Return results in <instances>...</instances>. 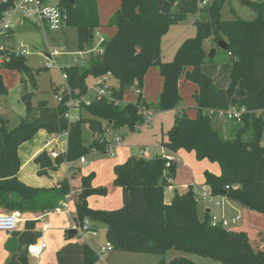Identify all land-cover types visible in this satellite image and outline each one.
<instances>
[{
	"label": "trees",
	"instance_id": "obj_1",
	"mask_svg": "<svg viewBox=\"0 0 264 264\" xmlns=\"http://www.w3.org/2000/svg\"><path fill=\"white\" fill-rule=\"evenodd\" d=\"M227 0H215L201 6V0H121V7L113 15L109 26L116 35L100 44L101 53L91 57L86 69L79 66L63 68L68 84L78 90V97L89 95L87 79L103 78L111 74L117 83L112 87L113 98H93L83 105L75 121L67 118L64 104L51 106L48 101L33 104L34 92H26L22 102L27 117L14 129L0 116V208L10 213H46L56 209L71 193L70 181L63 180L57 187L35 188L19 180L21 160L19 147L31 140L40 130L61 136L67 132V151L54 159L47 151L34 162L40 177L58 171L65 162H75L93 151L107 152L103 135L107 129L123 127L134 133L145 124L144 112L176 111L182 104V81L192 83L196 90L194 100L197 117L192 118L180 109L172 128L164 134L161 146L171 153H194L198 161L218 164L219 175L206 171L205 186L213 195L223 196L237 205L264 216V0L250 1L248 6L256 13L254 20L238 18L226 21L222 9ZM67 13L66 27L78 33V50L92 48L101 28L97 0H59ZM10 5L0 2V22ZM197 35L185 40L173 61H162V38L172 26L194 16ZM226 43L223 52L231 64L230 84L218 88L205 74L202 66L214 64L217 52L211 56L212 45ZM7 68L26 76L36 86V74L27 66L25 58L15 52L4 53ZM156 67L163 78V90L158 103L147 104L142 95L144 80L150 68ZM243 82L246 96L237 101L238 109H245L239 121L229 125L215 121L219 113L231 108L239 84ZM140 90L135 103H125L130 89ZM7 89L0 76V94ZM68 97H66L67 101ZM88 125L93 141L86 146L82 128ZM226 127L222 130L220 127ZM225 133V134H224ZM227 135V136H226ZM163 156L152 159L131 157L114 168V185L122 190L123 206L106 211L89 207L91 196H106V188H94L95 174L82 177V190L75 201L77 224L86 220L106 226V241L112 251L165 256L169 251L183 252L212 259L222 264H264V250L253 246L246 232H235L213 227L208 211L203 215L195 201L194 189L188 186L180 192L172 181L178 165L167 168ZM78 171V170H77ZM77 171L74 176H76ZM174 187L170 203L165 193ZM14 252V251H13ZM58 264H98L95 249L82 241H67L56 254ZM24 263L23 258H21ZM160 264H199L186 257Z\"/></svg>",
	"mask_w": 264,
	"mask_h": 264
},
{
	"label": "rangeland",
	"instance_id": "obj_2",
	"mask_svg": "<svg viewBox=\"0 0 264 264\" xmlns=\"http://www.w3.org/2000/svg\"><path fill=\"white\" fill-rule=\"evenodd\" d=\"M209 5H212L215 0H208ZM258 0H253V2ZM262 1V0H260ZM49 2L52 5L58 4L59 0H49ZM121 0H98L99 3V12H100V20L103 24L104 28L107 29H113L112 26H109V16L110 12L113 10V13L117 10L118 4H120ZM117 7V8H116ZM222 18L226 21H232L236 20L238 18H241L243 20H254L256 18V13L251 10V8L247 5L242 4V0H227L225 2L224 8L222 9ZM111 18V17H110ZM192 20H194V17L188 18L185 22H181L178 25L172 26L170 31L167 32L166 35L162 38V61L165 63L171 62L174 59V56L180 47L181 43H183L185 40L194 38L197 35V27L193 24H191ZM100 40L99 37L95 39V42L98 43ZM15 42L18 46V49L16 47H9V49L4 48L5 51L8 53V55L12 52H15L17 55H22L25 58V62L28 67H30L33 72H39V74H36V86H33L29 81H26V83L22 82V79H28L26 76L19 74L18 72L12 71L7 68L6 59L4 58V53L6 52H0L2 54L1 64L0 65V76L3 79L4 85L7 89V94L2 95L0 94V116L4 119L9 121L8 127L10 129L16 128L22 121V119L27 117V111L26 106L22 102V96L26 92H34V98H33V104L34 106H37V104L40 101L46 100L49 102L51 106H56L57 101L55 99L56 91H58L61 87L65 86V80L63 78V68H66L68 65L76 66L78 65L82 69H86L89 65V61L87 59L90 58V55H79L78 50V33L75 28H69L65 27L63 30L60 31H51L47 30L46 33L43 31H40L38 29L33 28H26V25H23V27L16 32V39ZM8 43L6 40L0 37V45L5 46ZM212 41H209L207 43L208 49L212 46ZM215 48L212 49L215 50L217 53V59L218 62H228V56L223 52L222 49L218 47V45H213ZM58 50L62 52L64 55L60 56L57 59V66L58 68L54 69H47L46 63L48 62L46 55L49 51ZM97 54L100 52V47L97 49ZM22 51H25V54H22ZM74 59H77L78 62H75ZM85 60V61H84ZM153 73H158V70L156 68H153ZM150 70V69H149ZM149 72V71H148ZM147 72V74H148ZM146 74V75H147ZM159 76V73H158ZM160 77V76H159ZM103 79V78H101ZM100 78L96 77H89L87 79V84L89 86V96L95 95V87L99 84ZM109 85L117 88V83L114 79H109ZM189 86L192 88H195V86L192 83L187 82ZM133 89H130L128 92L131 93L128 97L129 99H135V93L133 92ZM79 94V91L76 90ZM132 91V92H131ZM191 90H188V88H185L181 91V94L183 95L184 102H187L189 100H193V96L190 95ZM87 96V97H89ZM133 97V98H132ZM180 111H176V114H179ZM76 114V113H75ZM158 120L157 122L162 118L164 120V126L167 128L166 130L172 128L174 121H175V115L172 113V111H166V112H160L158 113ZM85 116H88L85 114ZM89 117V116H88ZM221 121H225L227 125L231 122V120H228L225 116L224 118H220ZM239 121V120H237ZM173 122V123H172ZM151 127L144 126V129L140 131L139 134H136V136H132L133 140L138 143V147L134 148L138 151L136 154V157L140 156V146L143 144H149L148 146H151V136L154 134V130L158 128L156 121L152 122ZM221 125V124H220ZM224 125V123L222 124ZM221 125V126H222ZM225 129L226 127H220ZM113 129H110V132H112ZM120 130V131H119ZM116 134H113L111 138H114L116 135H121V133L125 130V127L122 129H119ZM107 130L105 131L103 135V139L108 138V135H106ZM225 134V133H224ZM92 132L88 125H84L82 128V138L85 144L89 146L90 142L92 141ZM227 136V135H226ZM110 138V139H111ZM65 142V141H64ZM264 143V142H263ZM153 149H150L152 151ZM121 154L120 151H115L114 155L101 153L98 155L90 154L87 156L88 163L91 165L95 161H100L102 165L105 164L107 168H110V164L114 162H118L119 155ZM130 154H133L132 151H130ZM103 158V159H101ZM23 162H26V159H22ZM79 161V160H78ZM186 165H180L179 167L182 169L181 178L188 179L190 174L194 173L196 180H198L201 177L200 170L198 171L196 167H193L194 170H190L187 168L188 166L190 168L191 164L190 161L188 162L186 160ZM194 162L199 163V167L207 169L213 168V163L209 161H203L199 162L194 160ZM66 166V162L63 163V166ZM90 165H87L85 167H89ZM217 165L218 164H214ZM35 162H31V164L28 166L27 170L22 173L21 177L23 178L24 174L27 172L29 175L34 174V170L36 168ZM84 167V168H85ZM62 169H65V167H62ZM35 174L36 171H35ZM40 177V176H39ZM98 184L104 185L107 188H109V194L106 196H98L94 195L91 196L92 200H90V204L93 208H102L107 210H115L120 208L122 204V195L119 188L113 187V181L110 180V176L108 174V171L105 170L104 173L99 175V179L96 181L95 186H99ZM79 188H75V192L71 193L72 196L71 200L75 202L78 199L79 195ZM115 189V190H113ZM116 191V192H114ZM174 191L171 189H167L165 193V201L166 203H170L173 199ZM204 206V205H203ZM236 207V206H235ZM204 208L200 206V212L203 215ZM214 212V214H219L221 212V208H218L216 206L211 208ZM236 209V208H235ZM3 210V209H2ZM4 213H8L3 210ZM236 214H241L242 220L239 221V223L235 226H231L228 230H237L240 228H248L246 224L249 221V210L245 208H237V212L233 211ZM236 216V215H235ZM49 221H51L54 224V227H59L58 229H52L49 233L46 234V241L51 244V247L54 248L55 242L57 240L56 233H52L55 230L60 229V219L57 217H49ZM69 222V221H68ZM72 225V223H68L69 228ZM95 226L98 228L97 230V238L96 242L98 244H105L106 243V226L103 223H96ZM96 228V229H97ZM59 234V233H58ZM9 237V234L7 232H0V237ZM63 237L65 238L67 235V232H63ZM73 240L75 241H81V237L77 235ZM8 242V241H7ZM93 243H90V245ZM1 245V243H0ZM95 245V244H93ZM7 247L11 248V244L7 245ZM52 248L47 250L45 252L44 258L41 259H34L29 258L30 264H53V258L49 257V252H52ZM58 248V246H57ZM9 254L12 255V252L10 250ZM55 255V254H54ZM186 257L196 263L199 264H222L220 262H216L212 259L203 258L200 256L187 254L183 252H177V251H169L165 256H157V255H150V254H135V253H125V252H119V251H109L107 254L104 255L103 260L104 262L98 263V264H160L161 260H165L167 263L172 262L176 258H182ZM6 264H12V258L8 257L7 261H5Z\"/></svg>",
	"mask_w": 264,
	"mask_h": 264
},
{
	"label": "crops",
	"instance_id": "obj_3",
	"mask_svg": "<svg viewBox=\"0 0 264 264\" xmlns=\"http://www.w3.org/2000/svg\"><path fill=\"white\" fill-rule=\"evenodd\" d=\"M117 5H118V8L117 7L116 8L118 10L121 7V2H120V4L117 3ZM98 8H99V3H98ZM116 11L113 13V10H112L110 12V15H112V14L114 15L116 13ZM113 15L109 16V20H108L109 22L112 19ZM99 17H100V12H99ZM198 17H199V15L194 17V20H192L191 24L194 25V22ZM100 23H101V20H100ZM23 25H26L27 29H28V27L35 29L34 27H32L28 23H24V24L19 23L14 30H12L6 34L0 35V37L1 38L4 37V39L8 43L5 46L0 45V47H5L6 49H9V47H16L18 49V46L15 42L16 32L19 31L23 27ZM170 29H169V31H170ZM116 33H117V30L115 27H113V29L109 30L107 28H104L103 24L101 23V28L97 31V34L95 36V39L97 37L100 38L99 42L98 43L94 42V46L92 48H87L85 52H79V54L80 55H85V54L90 55V58L87 59L89 61L92 56L97 55V51H98L97 49H98V47H100V42L102 40H105V39L113 38L116 35ZM0 57L1 58L3 57L1 53H0ZM69 66H71V65H68L67 67H69ZM153 68H156V67H153ZM156 69L158 70L160 77L158 76V73H153L154 69L150 68V70H149V72L146 75L145 80H144V86H143L141 93H142L143 98L147 104L158 103L159 98H160V94L163 90V78L160 75L159 69L158 68H156ZM202 70L205 74H207L208 76H210L213 79L214 84L218 88L226 89L229 87L230 74H231V64H229L228 62H219L218 61L214 64H205L202 66ZM109 79H111V78H109ZM109 79H108V82H109ZM185 88H188V90H191L190 95H192V96L194 95L196 87L192 88L186 82L182 81L180 83V93ZM133 92L135 93V96H134L135 99H129L128 97L130 96L131 93L128 92L124 97L125 103H135L136 102L139 94L136 92V90H133ZM245 96H246V89H245L244 83L241 82L239 84V86L236 90V93L234 95V98L232 100L231 108H236L237 107V101L244 98ZM182 97H183V95H182ZM180 109L184 110L192 118L197 117L196 103H195L194 97H193L192 101L188 99L187 102H184V98H183L182 104L177 110H180ZM176 111H172V113L175 116H176ZM158 113H160V112H154L153 120H154V122L156 121L158 128L156 130H154V132H153L154 134L151 136V142H150L151 146H148L149 144H143L142 146H140L141 148H140L139 158L152 159L156 156H163L165 158L175 156L181 160V163L178 165V171H177L176 178L172 181L173 185H175L174 187H176L182 193L187 190L188 186H192L193 188H196V189H201V188L205 187L204 173L206 171H209V172H212L213 174L219 175L221 173L220 166L217 165V167H216V165L213 164L212 165L213 168L211 170L207 169L206 167L200 169L199 163L194 162V160L196 158L194 153H188V152L183 151V150L179 151L178 153H171L168 150H166L165 148H163L161 146V142L163 140H165L164 134L167 131H169L171 128L166 130L167 128H165L164 120L162 118L157 122V120H158L157 115H159ZM85 114H86V112L80 111L79 113H76L74 117H77V118H79L80 116L88 117V116H85ZM220 118H224V115L221 113H219V115L215 118V121L218 122L219 124H223V123H224V125L227 124L225 121H221ZM153 120H152V122H153ZM152 125L153 124L151 123V125L147 126V127H151ZM144 126H146V125L139 127L136 130V132H134V133L130 132L127 128H125V130L121 133V135H116V136H120L123 138L122 144L120 146H118L115 150V151H117V150L120 151L121 154L119 155V158H118L119 161L111 163L110 168H107L106 162L104 165H102L100 161H95L93 164L90 165L88 163L87 156L90 154H94V155L101 154V152L93 151V152L89 153L88 155L84 156V158H85L84 163L81 162V160L71 162V163L66 162V166L65 165L63 166V164H62L58 171L50 172L47 176H43V177H39L38 174H35V171H36V173L38 171V167L36 166L33 175H29L26 172L22 178L21 177L22 173L27 170V168L31 164V162H34V159L43 151H47L49 153V155L53 151H56L57 153H61V154H64L67 151L68 142H67L66 136H62V135L56 136V135L49 134L46 130H40L31 140L23 143L19 147L18 154H19V157L21 160V168H20V171L18 174L19 180L21 182H23L24 184H26L27 186H30V187L53 188V187H57L63 180L68 179L70 181L71 193L75 192V190H74L75 188H79L78 191L80 193L82 190V177L87 176L91 173H94L95 178H94V181L92 183V186L94 188H106L107 189V195H108L110 192L109 188H107L106 186L101 185V184H98L99 186H97V185L95 186L96 181L99 179V175L104 173L105 170H107L108 174L110 176V180L113 181V187L118 188L114 185V181H115L114 168L116 165L123 164L128 159H130L131 157L136 156L138 151L134 148L138 147V143L132 139L133 138L132 136H134V135L136 136V134H139L140 131H142L144 129ZM117 132H118V130H112V133L108 136V139H110L113 136V134H116ZM110 140H112V138ZM92 141H93V135H92ZM92 141L90 142V144L92 143ZM85 145L88 146L87 144H85ZM263 146H264V143H263ZM150 149H153V150L150 151ZM130 151H132L133 154H130ZM143 151H147V154L142 155ZM105 154H107V153H105ZM23 158L26 159V162L22 161ZM101 159H103V158H101ZM186 160L188 162L190 161L191 164L193 163L191 165L192 168H190L189 166L187 167L191 171L194 170L193 167H196L198 171L200 170L201 177L198 180H196L194 173L190 174L188 179L181 178L182 169L179 166L180 165L181 166L186 165L187 164ZM201 162H203V161H201ZM87 165H90V166L85 167ZM62 167H65V169H62ZM76 171H77V174L73 178V174H75ZM174 187H172L170 189L173 191ZM113 190H115V189H113ZM120 191H121V195H122V204H123V194H122L121 189H120ZM114 192H116V191H114ZM70 194L67 196L65 201H68V200L71 201V203H70L71 204L70 208L72 211L71 216H68L65 214L48 213V212L38 213V214L37 213H22L23 214V221L19 224L18 229L13 231V232L8 233L9 237H5V235L3 237H0V243H1V245H0V264H6L5 261H7L8 257L12 258V264H30L29 258H33V257L29 255V247L33 244L40 242V241H45L48 244L47 250L51 249L52 248L51 244H49L45 239L46 234L49 233L52 229L56 228V227H54V224L51 221H49V217H51V216L57 217L58 219L62 220V221H60V229L52 232V233H56L57 240L55 242L54 248H52V252L48 253L49 257L53 258V264H58L57 257H56L57 251L61 247H63L67 243L68 240L69 241H75V240H70L68 238V231L73 228L74 217L76 214L75 213V202H73L71 200L72 196ZM90 200H92L91 197L88 199V204H89V207L91 209L112 211V210H107V209H102V208H93L90 204ZM122 206L120 208H122ZM201 206H202V208H204L203 209L204 212L208 211L213 218H223V217L232 218V217H235V215L241 216V214H239V213L236 214L233 212V211L237 212V208H240L241 206L237 205L236 203H234L233 201H230L228 199L223 201L222 207H218V208L222 209L219 214H214L213 210L211 209L215 205H206V206L201 205ZM120 208H118V209H120ZM241 208H243V207H241ZM115 210H117V209H115ZM0 214H4V212L1 208H0ZM248 214H249V221L246 224V226L248 228H240L237 230L233 229L231 231L246 232L248 234L251 242L253 243V246L258 250H264V216L260 213L250 211V210H249ZM241 220H242V216H241ZM46 223L50 224V228L47 231H44ZM68 223H72V225L69 228L67 227V229H66V226H68ZM58 228L59 227H57L56 229H58ZM97 230H98V228H97ZM63 232H67V235L65 238L62 235ZM96 238H94V241H93L94 242L93 244H95V245H93V244L90 245L93 249H96L97 246H103V244L101 245V244H98L96 242ZM9 244H11V248L7 247V245H9ZM57 246H58V248H57ZM8 250H10L12 252V255L9 254ZM44 255H45V253H44ZM43 256L41 258H44ZM21 258H23L24 263H22Z\"/></svg>",
	"mask_w": 264,
	"mask_h": 264
},
{
	"label": "built area",
	"instance_id": "obj_4",
	"mask_svg": "<svg viewBox=\"0 0 264 264\" xmlns=\"http://www.w3.org/2000/svg\"><path fill=\"white\" fill-rule=\"evenodd\" d=\"M253 1V0H250ZM260 1V0H258ZM1 3L10 5L9 8L5 11L3 15V19L0 22V35L6 34L16 28V26L21 23H28L32 27L43 31L44 33L47 30L51 31H60L66 27L67 21V13L64 8H62L58 4L55 6L52 5L49 0H0ZM201 6L208 5V0H201ZM102 40L100 44L103 42ZM7 51V50H6ZM4 48H0V52H6ZM102 52L101 49L99 51ZM25 51H22V54H25ZM64 55L62 52L58 50L49 51L47 54L48 62L46 63L47 69L58 68L57 59ZM80 55V54H79ZM75 62H78L77 59H74ZM0 65L1 60H0ZM78 66V65H76ZM70 67V66H69ZM63 78L65 80V86L61 87L58 91H56L55 99L57 104H64L65 107L68 108L67 118L70 121H75L78 118L74 117L75 113H79L83 107V105H89L93 98H113V90L112 87L108 83V79L111 77V74L106 75L103 79H100L99 84L95 87V95L94 96H85L78 97V93L76 90H73L68 84V77L66 73H63ZM138 94H140V90H136ZM66 97H68L66 101ZM246 113L245 109L230 108L226 112H222L228 120H240L242 115ZM145 124L146 126H150L152 120L154 118V111L146 110L144 112ZM110 129H107L106 135H110ZM62 136L67 137V132L62 134ZM123 138L120 136H115L112 140L106 138L104 142L108 143L107 154L114 155L115 150L118 146L122 144ZM56 151L50 153L51 157L56 159L57 155ZM147 151H143L142 155H146ZM168 160L166 167L170 168L172 164L179 165L181 160L175 156L167 157ZM81 162H85V158L82 157ZM170 189V188H169ZM194 189L195 201L201 205H215L216 207H222L223 201L226 200L223 196H215L212 191L208 187H203L201 189ZM71 201H64L61 203L56 209L48 213H56V214H65L68 216L72 215V211L70 208ZM23 221V214L19 211H14L10 213L0 214V232H13L18 229L19 224ZM241 221V216H235L232 218H214L212 226L213 227H222L225 229H229L231 226H235ZM50 228V224L46 223L44 231H47ZM72 229L77 230V235L81 237V241L90 245V243H94V238L97 237V229L94 228V225L91 221L86 220L83 225H79L74 220V225ZM48 249V244L45 241H40L36 244H33L29 247V255L35 259H40L44 253ZM112 250V245L110 242H107L103 246H97L95 249L96 254L99 257V262H104L103 257L109 251Z\"/></svg>",
	"mask_w": 264,
	"mask_h": 264
},
{
	"label": "water",
	"instance_id": "obj_5",
	"mask_svg": "<svg viewBox=\"0 0 264 264\" xmlns=\"http://www.w3.org/2000/svg\"><path fill=\"white\" fill-rule=\"evenodd\" d=\"M242 4L243 5H248V0H242ZM218 47L220 48V49H222V50H225L226 49V43L225 42H220L219 44H218ZM215 53H216V51L215 50H213L212 51V53H211V56H214L215 55ZM77 230L76 229H70L69 231H68V238L70 239V240H73L76 236H77Z\"/></svg>",
	"mask_w": 264,
	"mask_h": 264
}]
</instances>
